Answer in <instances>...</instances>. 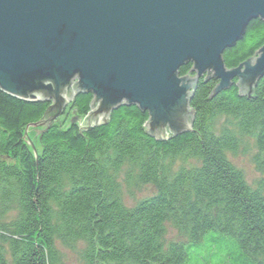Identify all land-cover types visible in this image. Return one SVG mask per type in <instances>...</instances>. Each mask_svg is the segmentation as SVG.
Instances as JSON below:
<instances>
[{
    "label": "trees",
    "instance_id": "16d2710c",
    "mask_svg": "<svg viewBox=\"0 0 264 264\" xmlns=\"http://www.w3.org/2000/svg\"><path fill=\"white\" fill-rule=\"evenodd\" d=\"M264 45V21H251L223 54L227 68ZM192 64L179 68L186 75ZM232 86L212 95L217 80L203 77L190 100V131L165 140L146 134V112L112 111L105 124L81 128L91 94L38 134L25 130L51 102L24 101L0 89V264H62L60 247L81 264H264V179L249 185L228 158L240 137H254L264 169V76L250 95ZM223 118L227 125L217 129ZM231 125L232 128H229ZM192 165L175 170L176 159ZM155 192L124 204L121 179ZM179 240H166V225Z\"/></svg>",
    "mask_w": 264,
    "mask_h": 264
},
{
    "label": "water",
    "instance_id": "95a60500",
    "mask_svg": "<svg viewBox=\"0 0 264 264\" xmlns=\"http://www.w3.org/2000/svg\"><path fill=\"white\" fill-rule=\"evenodd\" d=\"M256 19L264 21V0H0V89L51 102L32 125L38 133L67 116L77 95L91 94L81 128L137 106L148 115L146 134L170 139L191 130L190 100L203 77L218 81L212 95L235 80L241 96L252 93L264 76V45L234 68L223 54Z\"/></svg>",
    "mask_w": 264,
    "mask_h": 264
},
{
    "label": "rangeland",
    "instance_id": "374dc122",
    "mask_svg": "<svg viewBox=\"0 0 264 264\" xmlns=\"http://www.w3.org/2000/svg\"><path fill=\"white\" fill-rule=\"evenodd\" d=\"M67 109L64 110V112ZM68 117L70 116V112L68 111ZM83 119V118H82ZM79 126L81 127V119H76ZM227 120L220 118L217 121V129L223 128V126L227 125ZM229 128H232L231 125ZM147 129V127H145ZM34 130H40L38 126H30L27 128L26 135L28 139L32 143L34 149L39 151V143H38V132ZM25 134V133H24ZM240 137V144L238 149L235 152L228 153V158L230 161L239 169L241 170L246 182L256 187L261 179H264V169L257 167L254 161V157L256 155V148L254 137L251 135L246 136H238ZM25 140L27 141V137L25 136ZM27 144V142H26ZM30 146L29 144H27ZM31 147V146H30ZM184 165H192L190 160L178 158L174 163L175 170L178 169L180 166ZM126 179H121V197L125 205L133 206L139 200L152 195L155 192V187L152 185H128L125 182ZM166 240L167 241H175L179 240L177 232L169 225H166ZM59 250L61 251V261L62 264H81L78 258V254L75 250L69 249L66 247H60Z\"/></svg>",
    "mask_w": 264,
    "mask_h": 264
}]
</instances>
